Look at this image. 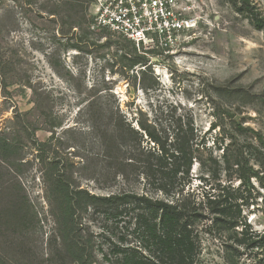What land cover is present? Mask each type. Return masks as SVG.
Returning a JSON list of instances; mask_svg holds the SVG:
<instances>
[{
	"label": "rangeland",
	"instance_id": "1",
	"mask_svg": "<svg viewBox=\"0 0 264 264\" xmlns=\"http://www.w3.org/2000/svg\"><path fill=\"white\" fill-rule=\"evenodd\" d=\"M69 3L0 0V53L14 64L0 72V134L14 150L0 152V264H46L52 250L55 222L33 142L24 118H19L34 107L31 89L50 92L47 111L53 118L59 114L64 128L74 126L77 120L71 115L85 103L119 102L126 113L142 111L151 120L166 118L171 110L193 117L208 147L205 166L193 169V190L199 193L227 183L240 186L237 166L225 162V157L235 161L240 150L249 166L264 175L255 150L256 135L264 136V32L254 25L257 15L264 18V0H177L183 17L195 20L193 28L183 32L174 56L164 54L152 63L149 54L147 64L136 65L135 53L122 50L126 42L120 35L88 30L80 22L72 26L80 3ZM247 4L251 12L241 14ZM86 12L92 22V3ZM31 117L41 127L37 138L46 142L51 133L43 119L36 113ZM64 128L57 129L64 138L61 151L80 161L89 154L82 148L83 136ZM91 162L93 167L74 169L83 188L94 193L145 189L134 177L104 185L96 159ZM247 190L243 195L249 206L242 207L243 216L252 231L263 233L264 192L258 179ZM99 225L100 220L94 222L96 233ZM233 241L232 233L204 234L198 264H264L263 250L238 247ZM101 257L99 252L97 264H104Z\"/></svg>",
	"mask_w": 264,
	"mask_h": 264
},
{
	"label": "trees",
	"instance_id": "2",
	"mask_svg": "<svg viewBox=\"0 0 264 264\" xmlns=\"http://www.w3.org/2000/svg\"><path fill=\"white\" fill-rule=\"evenodd\" d=\"M76 2L80 3V11L73 15L71 25L80 22L91 29L85 11L93 0H70L68 5L75 6ZM245 8L247 12L243 9L239 12H251L248 4ZM254 25L264 32L263 17L257 15ZM120 37L126 42L122 50L136 55L132 64H147L146 56L137 54L134 43ZM13 67V62L0 53V72ZM31 92L34 107L19 118H24L25 131L33 142L55 222L52 250L46 264H63V261L97 264L99 252L104 264H198L204 234L218 233H232L236 246L264 252V232L252 231L242 210L248 205L243 194L249 192L247 187L253 178L258 179L264 192V175L249 166L250 161L240 150L235 161L229 163L225 157L228 165L237 166L241 181L238 188L227 183L216 190L203 189L200 193L193 190V169L195 165L205 166L208 150L193 117L177 115L171 110L166 118L151 120L142 111L137 115L126 113L119 102L85 103L71 115L77 120L74 126L64 128L66 124L59 114L53 118L47 111L53 100L50 92L35 89ZM31 113L43 119V127L51 133L46 142L37 138L41 127L37 119L31 121ZM238 127L245 131L242 126ZM59 128H64L65 133L82 134V148L89 154L77 161L73 153L62 152L64 138L57 132ZM256 138L257 162L264 167V136L257 134ZM11 151L14 152L10 140L0 134V152ZM93 159L104 185L113 186L117 179L127 183L134 177L144 183L145 189L94 193L83 188L74 169L93 167L90 165ZM214 162L219 164L217 159ZM98 220L100 233L93 230ZM99 237L103 238L100 245ZM104 246H108L106 252Z\"/></svg>",
	"mask_w": 264,
	"mask_h": 264
},
{
	"label": "built area",
	"instance_id": "3",
	"mask_svg": "<svg viewBox=\"0 0 264 264\" xmlns=\"http://www.w3.org/2000/svg\"><path fill=\"white\" fill-rule=\"evenodd\" d=\"M91 29L106 30L132 41L140 54L157 58L174 56L184 31L195 20L183 17L177 0H93Z\"/></svg>",
	"mask_w": 264,
	"mask_h": 264
}]
</instances>
